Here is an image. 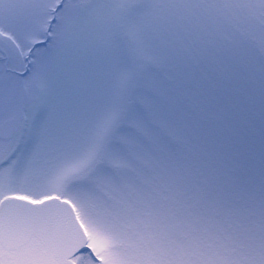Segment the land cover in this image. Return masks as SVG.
<instances>
[{
	"label": "snow or ice",
	"instance_id": "snow-or-ice-1",
	"mask_svg": "<svg viewBox=\"0 0 264 264\" xmlns=\"http://www.w3.org/2000/svg\"><path fill=\"white\" fill-rule=\"evenodd\" d=\"M0 264H264V0H0Z\"/></svg>",
	"mask_w": 264,
	"mask_h": 264
}]
</instances>
